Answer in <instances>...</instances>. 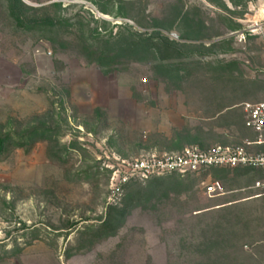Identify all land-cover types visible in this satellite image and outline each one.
Masks as SVG:
<instances>
[{"label":"rangeland","instance_id":"rangeland-1","mask_svg":"<svg viewBox=\"0 0 264 264\" xmlns=\"http://www.w3.org/2000/svg\"><path fill=\"white\" fill-rule=\"evenodd\" d=\"M255 22L264 29V0H0V264H264L256 200L223 207L203 186L246 188L249 169L163 175L113 195L109 166L173 145L147 134L173 124L200 148L254 139L238 129L242 102L211 116L234 104L221 84L264 98L241 41ZM171 33L180 53L143 49ZM249 48L259 63L264 44ZM151 101L167 108L147 112Z\"/></svg>","mask_w":264,"mask_h":264},{"label":"built area","instance_id":"built-area-1","mask_svg":"<svg viewBox=\"0 0 264 264\" xmlns=\"http://www.w3.org/2000/svg\"><path fill=\"white\" fill-rule=\"evenodd\" d=\"M255 25L252 31L262 29L258 23L255 22ZM170 36L177 39L173 33ZM242 37L244 38L243 34ZM243 109L245 126L255 136L254 139H246L241 145H215L209 148L192 145L168 154L150 153L131 158L113 156V162L109 164L112 170L110 186L113 195H120L123 186L132 180H144L170 173H202L215 167H246L263 172V177L255 182L254 187L261 189L264 196V100L244 102ZM254 148L260 151L252 152ZM203 186L209 197L224 193V187L219 180L203 183Z\"/></svg>","mask_w":264,"mask_h":264},{"label":"crops","instance_id":"crops-1","mask_svg":"<svg viewBox=\"0 0 264 264\" xmlns=\"http://www.w3.org/2000/svg\"><path fill=\"white\" fill-rule=\"evenodd\" d=\"M255 27H256L255 24L254 25H245L240 29V31H245V32L247 31L246 37H244V41L243 40H241V41L243 42V45H244L245 54L249 57L247 59V62L251 63L247 67L248 72L250 73V75L247 74V78H249V79H252L256 72H261V71L264 72V52L262 53V58L260 59L259 63L253 64L252 63L253 59H251L252 58L251 56L254 55L256 57V54H257L256 52L251 51V49L249 48V45H251V42H254V43L258 42L259 44H262V45L264 44V29H261V30L256 29V31H252ZM259 32H261V33H259ZM161 82L163 84V81H161ZM165 84H167V83H165ZM171 84L172 85L174 84L175 86L180 85V84L172 83V81H171ZM207 85H210V87H218L219 83L212 82V83H208ZM252 85H253L252 82L248 81L247 86H249L248 87L249 89H247V92H250ZM221 87L222 88H221L220 93L222 94V100L225 102H233L234 104H230V105L226 104V106H224L223 110H219L216 113V115L211 116V117H215V116L218 117L219 115L225 114V111H228L232 108L231 105H236L237 103H240V102H242V109H243V103L244 102H250L248 100H252V98L244 97V96L231 98L229 96L231 93V86L229 83L221 84ZM150 91H151V89H150ZM150 91H148L149 94H151ZM262 100H264V98H262L258 101H262ZM258 101H256V102H258ZM151 103H152V106H150V108L147 109V112L153 110L154 108H158V109H164V108L166 109L167 108V106H163V107L158 106L155 102H152V101H151ZM172 107L175 110L176 109L182 110V107L180 106V104H179V106H176V104H173ZM168 110L172 111L173 109L168 108ZM243 114H244V122H242L240 124V126H238V129L242 130L243 134L247 133L246 135H254L255 136V134L245 126L244 109H243ZM143 121H144V119H143ZM144 122H146V120ZM165 124H166V122H165ZM168 124H169V122H168ZM159 125L161 126V123ZM162 125H163V121H162ZM144 126H147V124ZM143 131L145 132L146 130H143ZM179 132H182V127L178 128L176 124L172 125V128L169 132H166L163 129L155 130L152 133L148 132L147 133L148 136H150V135H161L162 137H164L166 142H171L173 145L167 144V145L160 146V145L154 144V145H147V147H143L140 149L143 151L149 152V154L150 153L168 154V153L179 152V149L184 147L183 145L177 143L178 141H180V139L182 137V135H180L181 137L177 138V133H179ZM144 137L147 138V136H145V135H144ZM197 141L198 140H192L189 144L191 145L193 143H199ZM189 144L187 143V144H185V146H187ZM138 151H140V150L138 149ZM232 169H235V171L237 173L239 172V174H240V172H244L243 169H246V168L245 167H235ZM247 169H249V171L246 173H251V175H249L251 177L248 176V179H246L248 181L246 184V188H243V189L242 188H229V189L224 188L223 194H221L219 196L209 197V198L214 199L217 204H219V202H220V204H222L223 207L234 206L236 204H244L242 206V208H244V209L247 208L246 206H248V205L251 206L250 204H252V202L254 200H256L257 205L259 206L257 208H258V211L260 214V220H261L260 223H258V226H256V230L258 232L260 241L264 245V212H263L264 196H263V192L261 189L254 187V184L258 180V178L260 179L263 177V172L260 169H251V168H247ZM244 189H246L247 193H248V195L245 197V199H242V197L236 198L235 197L236 194L241 192V191H244ZM239 196H241V195L239 194ZM238 206H240V205H238Z\"/></svg>","mask_w":264,"mask_h":264},{"label":"trees","instance_id":"trees-1","mask_svg":"<svg viewBox=\"0 0 264 264\" xmlns=\"http://www.w3.org/2000/svg\"><path fill=\"white\" fill-rule=\"evenodd\" d=\"M146 41L147 42H144V45H142L143 49L145 51H149V52H150V50H155L156 52H158V54L159 53L161 54L163 59H166V58L170 57L173 54H178V53L181 52L180 49L177 48V46H178L177 43H176L177 41L175 42L173 39H171L168 36H164V35L163 36L158 35L157 37L149 36V37H147ZM183 134L185 135L184 137H183ZM180 135H182V137ZM178 137L179 138L181 137L180 141H182V139H184V138H185L184 140H186L188 138L187 132L184 133V131H182V132L177 133V138ZM180 141H178V144H181V145L184 146V147L181 148L182 150L185 147H187V146H185V144H187V143L189 144L191 142L190 140H188V142H186V143L185 142L181 143ZM188 146H192V145L189 144ZM4 147H5V139L0 138V152H2ZM171 174H176V173H170V174H165V175H171ZM160 176H163V175H160ZM160 176H154V177H151V178H148V179H144V180H132V181L128 182L127 184H125L123 186L122 193H124L126 191V188L131 183L144 182V181H147L149 179H152V178H155V177H160ZM113 209H114V207H113Z\"/></svg>","mask_w":264,"mask_h":264}]
</instances>
